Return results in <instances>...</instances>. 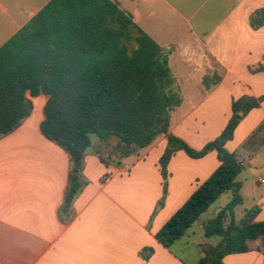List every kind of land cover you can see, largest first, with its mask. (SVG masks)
<instances>
[{
	"label": "crops",
	"instance_id": "0c3cea01",
	"mask_svg": "<svg viewBox=\"0 0 264 264\" xmlns=\"http://www.w3.org/2000/svg\"><path fill=\"white\" fill-rule=\"evenodd\" d=\"M8 1V20L16 27L10 39L51 0ZM116 1L124 8L122 1ZM126 1L142 8V14L124 9L155 41L160 29L151 28L147 22L157 16L156 3L185 20L187 35L203 48L202 68L207 74L203 80L213 74L221 77L210 88L202 84L204 96L190 104L182 96L188 94L185 84L175 79L182 104L171 115L169 134L202 150L226 128L235 100L264 97V71H256L264 66V26L255 30L250 24L251 15L264 8V0ZM174 35L178 38L177 33ZM186 47L179 41L165 48H172V56ZM191 62L184 56L183 64ZM26 97L33 105L31 115L14 132L0 137V264H191L175 250L187 232L171 249L161 245L156 234L218 169V153L212 151L204 158L193 159L178 152L168 165L164 197L159 161L167 147V136L158 137L137 155L113 165L98 152H91V145L82 172L86 184L66 214L62 208L69 186L70 155L42 134L49 96L33 97L27 92ZM187 103L190 109L185 113ZM214 126L218 127L216 131L211 129ZM98 143L101 146L107 142ZM225 148L238 156L244 168L249 167L250 178L237 180L241 184V206H245V213L259 206L256 221L264 222V101L243 118ZM227 194L231 201V192L218 201ZM163 198L164 206L158 209ZM145 248L154 250L149 260L142 255ZM223 262L264 264V250L229 255Z\"/></svg>",
	"mask_w": 264,
	"mask_h": 264
},
{
	"label": "trees",
	"instance_id": "16d2710c",
	"mask_svg": "<svg viewBox=\"0 0 264 264\" xmlns=\"http://www.w3.org/2000/svg\"><path fill=\"white\" fill-rule=\"evenodd\" d=\"M250 24L255 30L264 26V8L251 15ZM172 51L149 36L116 0H51L0 47V137L14 132L31 115L33 105L27 92L33 97L49 96L41 131L70 155L69 186L62 208L66 214L86 184L82 172L91 135L101 141L117 138L124 158L167 136L159 161L164 197L168 165L178 152L201 159L216 151L221 163L218 169L156 239L171 249L213 204L231 192L226 208L204 225L205 237H216L219 242L201 244L202 257L197 264H224L229 255L263 251L264 222L256 221L260 207L247 210L241 222H235V208L243 203L237 177L244 166L225 146L264 97L235 100L222 134L202 150H195L169 134L171 115L182 104L170 68ZM256 71H264V66ZM220 81L221 77L213 74L206 76L203 84L210 88ZM163 206L164 198L158 209ZM153 253L152 248H145L142 255L149 260Z\"/></svg>",
	"mask_w": 264,
	"mask_h": 264
},
{
	"label": "rangeland",
	"instance_id": "374dc122",
	"mask_svg": "<svg viewBox=\"0 0 264 264\" xmlns=\"http://www.w3.org/2000/svg\"><path fill=\"white\" fill-rule=\"evenodd\" d=\"M123 2L124 8L136 9L142 14V8H134L133 5H130L126 0H119ZM10 1L8 0H0V46L12 35L15 31L16 27L8 20L7 10L11 9L8 6ZM128 3V4H127ZM142 7V4L139 5ZM155 7H159L157 16L149 19L147 22L151 28H155L158 26L160 29V36H155L158 43L163 46H168L171 43H179L183 42L187 47L185 50H179L175 55L170 57V68L172 71V76L177 80L178 83H184L183 87H186V94H182L185 98H188L190 103H197L204 96V87H203V77L207 74H203V68L205 64H203L201 58V51L203 53V48L198 44L196 40H193L186 33L187 23L185 20L181 19L179 16L173 14L171 11L164 9L159 6L158 3L154 5ZM146 6V10H147ZM13 9L11 10V12ZM10 12V13H11ZM189 14H187L186 18H189ZM201 16H197V20L200 19ZM216 18H219L216 17ZM195 19V20H196ZM178 35V38L174 35ZM199 52V53H198ZM184 56H187L191 59V64H183ZM210 63V62H209ZM214 65L213 63H211ZM199 66L201 68H199ZM177 86V85H176ZM176 89V87H175ZM189 104L187 103L185 107H183V112L188 113ZM218 118V116H216ZM213 131L218 129L217 126L211 127ZM92 147L91 152H98L103 159L110 160L112 162H118L123 159V154L119 149V140L115 137L110 138L108 141H102L107 143H101V146H97L100 141V138L97 135H91ZM264 157V155H263ZM135 160L134 158L131 161ZM113 165V163H112ZM252 167V166H251ZM250 167V168H251ZM249 167L244 168L242 175L237 179H249L250 173L247 171ZM230 194H227L223 199L218 201V203L213 204L209 211L204 214L201 219L190 229L187 230L185 237L182 241L175 246V250L185 258L189 263L194 264L196 261H199L201 258V251L199 245L202 243H210L212 245H216L219 242V239L214 237L207 239L205 237L204 224L208 221L209 217L217 215L221 210L226 208L230 201ZM246 208H250V206H246ZM245 213V206H238L235 210L234 219L236 222H240ZM231 221V218L230 220ZM228 221V222H229ZM227 222V224H228ZM226 224V225H227Z\"/></svg>",
	"mask_w": 264,
	"mask_h": 264
},
{
	"label": "built area",
	"instance_id": "2783aa9c",
	"mask_svg": "<svg viewBox=\"0 0 264 264\" xmlns=\"http://www.w3.org/2000/svg\"><path fill=\"white\" fill-rule=\"evenodd\" d=\"M261 183H263V184H264V180H261Z\"/></svg>",
	"mask_w": 264,
	"mask_h": 264
},
{
	"label": "water",
	"instance_id": "95a60500",
	"mask_svg": "<svg viewBox=\"0 0 264 264\" xmlns=\"http://www.w3.org/2000/svg\"><path fill=\"white\" fill-rule=\"evenodd\" d=\"M240 115H243V113H240Z\"/></svg>",
	"mask_w": 264,
	"mask_h": 264
}]
</instances>
